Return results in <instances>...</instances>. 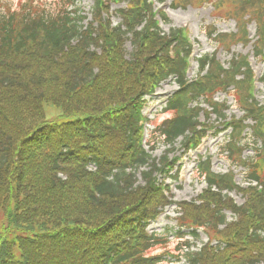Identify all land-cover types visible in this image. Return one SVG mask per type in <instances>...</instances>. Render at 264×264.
<instances>
[{"label":"trees","instance_id":"1","mask_svg":"<svg viewBox=\"0 0 264 264\" xmlns=\"http://www.w3.org/2000/svg\"><path fill=\"white\" fill-rule=\"evenodd\" d=\"M74 1L63 0L48 12L28 2V10L0 15V264L162 263L150 252L165 241L148 235L145 227L171 201L153 174L169 165L168 153L178 139L188 150L204 136L192 104L209 102L223 117L222 106L212 100L216 92L232 94L256 120L244 145L231 139L224 148L234 159L253 148L258 159L249 160L247 180L263 190L247 189V201L239 208L208 190L199 196L200 205L181 203V225L202 227L225 244L184 256L190 264L264 261V106L252 98V72L240 70L248 68L246 59H233L224 69L205 54L197 59L196 79L189 82L192 47L180 30L160 32L146 0H129L117 11L122 19L117 26L107 16V6L123 0H96L86 24ZM192 1L214 2L215 14L221 16L222 9L237 15V8L264 26V0L175 4ZM69 5L76 10L67 11ZM159 16L167 21L163 13ZM242 23L238 29L245 34ZM129 39L134 52L126 58ZM218 41L226 50L231 45ZM169 76L179 85L165 108L172 118L155 124L146 140L150 151L158 141L169 147L157 164L141 144L140 110L142 97ZM232 126L231 137L238 138L245 126ZM251 137L261 140L260 149L255 150L257 141L249 145ZM90 165L96 169L88 170ZM144 167L150 168L141 172L145 183L135 186ZM200 171L209 188H232L231 177L212 174L208 161ZM222 209L239 218L220 230Z\"/></svg>","mask_w":264,"mask_h":264},{"label":"rangeland","instance_id":"2","mask_svg":"<svg viewBox=\"0 0 264 264\" xmlns=\"http://www.w3.org/2000/svg\"><path fill=\"white\" fill-rule=\"evenodd\" d=\"M180 2V4L184 3L183 0H175ZM28 2L32 5H35L36 8L37 5H39V8H43V11L48 12L49 10H56L55 8L60 7L63 0H0V9L1 7L5 8L7 5L11 7L12 9L19 8L20 5L22 6L21 9L28 10ZM105 4V3H104ZM170 2H167V5H165L164 10L168 15L169 23L168 24H160L161 30L165 33H168L169 31L180 28L182 25H186L187 28V36L198 43L196 46V52L195 54H202V53H212L215 51L216 46L215 44L209 40L207 35L203 33L200 29L204 28L205 26L209 24H213L215 29L218 30V32H234L235 24L232 21H217L213 19L210 16V7H203L200 9L197 8H191L187 7L183 9V7L172 9L170 7ZM179 4V3H178ZM74 7L77 8V10L80 12L81 15H84L86 20L83 21V24H86L88 21H91L92 13L94 12V5L95 0H75L73 3ZM125 6V2L123 3H114L113 1L110 3L108 7V11L111 10L112 16H111V22L114 26H117L121 23V19L119 16L114 14L113 12L116 9L122 8ZM156 6L158 7V4L156 3ZM33 9V6H32ZM75 11L72 10V6L69 5L67 8V11ZM15 16H21L20 14H15ZM250 30V37L253 38L254 41L255 37V29L253 26H249ZM251 43L246 45H238L231 49L229 53L222 52L219 50L217 52L218 59L222 62L224 66H227L233 56L240 55V54H250V62L251 65L256 72L257 77H261L262 73L264 72V62L257 61L251 53ZM124 51H125V57L130 58V55L134 52V47L132 45L131 40L125 42L124 44ZM256 87V100L258 103L262 104L264 103V85L260 82H257L255 84ZM176 89V85L173 82L166 81L163 84L160 85V88L156 91V94L151 97L150 104L147 108V111L153 110L154 106L156 108H159L161 102L172 92ZM216 100L218 101H226L227 109L225 111V115L227 118L233 116V117H240L241 112L237 108L238 105H233L237 102V100L233 99V96H226L225 94H219V96H216ZM220 127L219 125H217ZM220 130L223 129L221 126L219 128ZM229 131H223L218 134L210 133L211 135L207 138V140L204 141L200 149L198 150L199 154H204L207 157L211 158V169L216 173H224L227 171L229 163L226 159H224V154L221 157L222 147L221 143L225 139L226 134ZM180 141V140H179ZM175 144V148L177 151H175L176 155L181 153L179 150L180 144ZM158 141L156 143V150L153 152L152 156L155 158H159L164 151L168 148ZM221 144V145H220ZM251 156L249 152L246 153V155ZM172 156V154L170 155ZM186 160L183 165V170L180 173V177L178 180H174L171 177L165 178L166 182L171 185V192L173 194V201L178 203L181 201H190L193 200L203 188L206 187L203 180H200L199 176L193 172V168L196 165L197 156L195 154H191L189 157H185ZM238 171H240L238 169ZM240 173V172H239ZM170 174H173V171L170 172ZM238 182H241L240 176L238 177ZM141 181H138V184H140ZM237 204H241L243 202V198L241 195L236 193L229 194ZM177 208L175 205L169 206L165 208L162 212V214L153 222H151L147 226L148 232H156V233H162L165 230L168 229H175L176 221L175 218L179 216L178 211H176ZM200 232V241H191L195 243V248L199 249L202 246V243L206 241V236ZM185 237H189L186 235ZM167 242L171 243H164L161 247L154 248L150 254L159 255L160 260L166 261L163 264H188L186 259H181L180 261H176L177 253H173V248L175 246V243L172 242V240L175 239L174 236L168 235L167 236ZM186 240H191L186 239ZM185 240V241H186ZM203 241V242H201ZM193 248V250H196ZM182 251V248L180 249ZM192 252V251H191Z\"/></svg>","mask_w":264,"mask_h":264}]
</instances>
